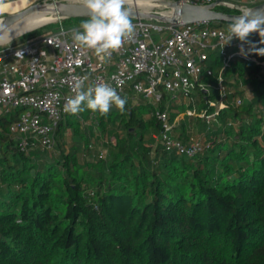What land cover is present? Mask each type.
<instances>
[{
  "label": "trees",
  "instance_id": "trees-1",
  "mask_svg": "<svg viewBox=\"0 0 264 264\" xmlns=\"http://www.w3.org/2000/svg\"><path fill=\"white\" fill-rule=\"evenodd\" d=\"M216 9L239 12L223 5ZM86 18H65L31 32ZM261 72L260 64L244 58L224 67L223 56L214 52L202 79L218 83L221 74L223 107L218 109V90L198 89L200 108L167 103L165 92L158 104L127 101L124 112L114 107L104 116L90 110L67 114L54 150L22 149L3 118L0 264H264ZM247 85L251 98L244 97ZM189 108L210 115L218 110L212 125L200 119L201 152L188 156L157 140L148 142L146 136L152 131L158 136L161 128L152 113L167 109L174 137L192 143L187 120L195 115L186 114ZM90 115L103 132L119 119L115 151L107 157H88L96 142L81 120ZM68 129L74 138L70 149L64 142Z\"/></svg>",
  "mask_w": 264,
  "mask_h": 264
},
{
  "label": "built area",
  "instance_id": "built-area-1",
  "mask_svg": "<svg viewBox=\"0 0 264 264\" xmlns=\"http://www.w3.org/2000/svg\"><path fill=\"white\" fill-rule=\"evenodd\" d=\"M15 1L18 0H0V4ZM178 1L208 4L216 0ZM263 1L224 0L223 6L236 9L238 3L249 8ZM132 22L135 25L133 36L105 60L74 43V34L80 26L61 25L56 30L35 34L18 45L0 48V132L1 120L5 118L10 123L8 133L22 149L54 150L59 124L67 115L63 106L75 94L76 77H88L85 88L107 83L129 102L138 96L158 104L165 92L175 96L180 91L190 94L198 89L208 93L218 90L219 109L224 106L226 97L221 74L216 85L202 79L212 53L220 52L224 67L232 59L244 58L260 64L264 70V56L250 51L248 44L242 45L235 37L227 43L228 25L213 26L210 21L176 24L144 18H132ZM248 39L258 48H264V44L258 43V33H252ZM211 105L215 102L211 101ZM26 109L29 110L22 112ZM216 113L218 110L211 115L206 110L197 112L196 108L186 111L190 116L202 117ZM156 114L161 122L157 140L162 146L188 156L203 150L199 140L185 144L174 137L175 122L170 120L167 109L152 113ZM13 116L17 117L14 121ZM93 147L91 144V150ZM104 156L105 153L99 151V157Z\"/></svg>",
  "mask_w": 264,
  "mask_h": 264
},
{
  "label": "clouds",
  "instance_id": "clouds-1",
  "mask_svg": "<svg viewBox=\"0 0 264 264\" xmlns=\"http://www.w3.org/2000/svg\"><path fill=\"white\" fill-rule=\"evenodd\" d=\"M128 0H83L88 9L89 18L80 24V30L73 37L74 43L86 50H91L101 60L111 57L124 42L135 32L130 10L126 7ZM6 25L0 21V31ZM252 33H258L259 44H264V10H246L241 15L232 18L228 24L227 43L234 37L243 44L249 45V50L264 56V48H258L256 43L248 39ZM5 36L0 35V43ZM243 52V46L241 47ZM87 76L76 77L73 87L74 96L69 97L63 106V111L70 115H78L86 110L100 115H107L115 106L119 111H125L127 98H121L116 88L107 83H100L85 88Z\"/></svg>",
  "mask_w": 264,
  "mask_h": 264
},
{
  "label": "water",
  "instance_id": "water-1",
  "mask_svg": "<svg viewBox=\"0 0 264 264\" xmlns=\"http://www.w3.org/2000/svg\"><path fill=\"white\" fill-rule=\"evenodd\" d=\"M146 1H149V3L151 4L148 8L132 6L130 4L126 5V7L131 12L132 18L155 19L166 23L176 24L180 22L191 23L206 21H215L222 24L229 23L232 18L241 15L246 10H264V1L252 5L249 8H243L242 5L236 3L235 8L239 12H226L216 9L217 6L223 5L224 0H216L208 4H193L188 2H180L178 0ZM155 7H166L168 8V10L158 11L155 10ZM35 11L45 12L46 16L49 19L41 26L61 21L65 18L89 17L88 9L84 6L83 1L45 0L43 2L33 3L17 12L6 13V15L2 16L0 18V21H2L6 25V28L3 31H0V35L12 24L16 23L26 15L31 14Z\"/></svg>",
  "mask_w": 264,
  "mask_h": 264
},
{
  "label": "rangeland",
  "instance_id": "rangeland-1",
  "mask_svg": "<svg viewBox=\"0 0 264 264\" xmlns=\"http://www.w3.org/2000/svg\"><path fill=\"white\" fill-rule=\"evenodd\" d=\"M45 0H33V2L29 3L28 5H31L33 3H37V2H43ZM21 2V0L15 1V2H10V4L16 5L19 4ZM27 5V6H28ZM26 6V7H27ZM24 7V8H26ZM219 7V6H218ZM22 8V9H24ZM21 9V10H22ZM155 10L158 11H167L168 8L166 7H155ZM7 12H0V18L2 17V14H6ZM89 17H87L86 19H88ZM215 22V21H213ZM80 26V24H76L74 22H72V24L69 25H65V27H77ZM36 28V27H34ZM32 29H27L23 32H20L18 36L10 39L9 41L5 42V43H1L0 44V48H3L5 46H14V45H18L22 42H25L26 39L28 37H31L35 34H33L30 30ZM41 28V27H37L36 29ZM50 28V29H49ZM53 27H47L45 29H43L42 32L40 33H44L47 32L49 30H51ZM54 30V29H53ZM29 31V33L27 32ZM25 32H27L28 34H26ZM23 33H25L23 35ZM39 34V33H37ZM261 76L264 77V70L262 69L261 72ZM214 85L217 84V82H213ZM244 97L246 98H251L253 96V92H252V88L250 85L244 86ZM169 94V93H168ZM144 99H142V97H138L135 98L133 101H131L132 104H139L141 101H143ZM167 103H170V101L175 102V103H179L181 105V107H185L188 108L190 107L189 105H195L196 108H200V100H199V94H198V90L192 91L190 94H187L185 92H178L176 93L175 96H173V94H169L167 98H165ZM29 109H26L22 112H26ZM184 112H182L181 114H179V116L176 119V124L179 125L180 120L184 117ZM148 116V115H147ZM194 116V115H193ZM214 116L211 117H202V116H194L192 118H189L188 121V126L190 127V141L196 140L198 137H202V125H203V121H201L200 119L204 120V118H206L207 120H205L206 123L212 125L214 122L213 119ZM17 117L13 116L12 120H16ZM81 128L83 131H88V133H90L92 135L93 140L96 142L94 143V147L92 149V152H90V156L93 159H97L99 156V151H103L105 153L104 157H107L111 152L115 151V144H116V136L113 133L114 129L119 127V119L117 120V122H115L114 124L110 125L107 127L106 132H103L99 126V120L98 118L95 117H91L90 118H83L81 120ZM9 122H7V126H9ZM91 125V126H90ZM180 127V125L178 126ZM147 140L149 143H152L154 141L157 140V134L156 132L152 131L151 133H149L147 136ZM158 141V140H157ZM64 142H65V148L66 149H70V147L73 145L74 143V138L72 135V131L70 129H68L65 134H64ZM56 151H59L58 148H56ZM82 155V153H81Z\"/></svg>",
  "mask_w": 264,
  "mask_h": 264
},
{
  "label": "bare ground",
  "instance_id": "bare-ground-1",
  "mask_svg": "<svg viewBox=\"0 0 264 264\" xmlns=\"http://www.w3.org/2000/svg\"><path fill=\"white\" fill-rule=\"evenodd\" d=\"M31 2H33V0H21V2L16 5L10 4V2H2L0 4V12L14 13L26 7ZM127 4H130L132 6L145 7V8H148L149 5H151L149 1L146 0H128ZM48 20H49L48 17L43 11H35L31 14H28L25 17H23L21 20L12 24L1 34L5 36V41L2 43H5L10 39L18 36L20 32H23L27 29H32L34 27L37 28L42 24H44L45 22H47Z\"/></svg>",
  "mask_w": 264,
  "mask_h": 264
},
{
  "label": "flooded vegetation",
  "instance_id": "flooded-vegetation-1",
  "mask_svg": "<svg viewBox=\"0 0 264 264\" xmlns=\"http://www.w3.org/2000/svg\"><path fill=\"white\" fill-rule=\"evenodd\" d=\"M4 15H6V14H2L1 16H4Z\"/></svg>",
  "mask_w": 264,
  "mask_h": 264
}]
</instances>
